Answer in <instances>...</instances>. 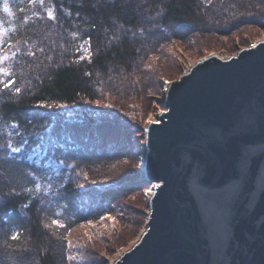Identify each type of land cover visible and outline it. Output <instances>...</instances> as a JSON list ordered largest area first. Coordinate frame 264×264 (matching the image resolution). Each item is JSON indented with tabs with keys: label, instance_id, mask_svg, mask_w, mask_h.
<instances>
[{
	"label": "trees",
	"instance_id": "trees-1",
	"mask_svg": "<svg viewBox=\"0 0 264 264\" xmlns=\"http://www.w3.org/2000/svg\"><path fill=\"white\" fill-rule=\"evenodd\" d=\"M251 13L264 16V0H0V81L15 82L0 84V264H71L70 230L101 219L122 184L100 192L119 144L97 143L91 125L120 120L170 74L172 43L225 35ZM69 111L90 124L85 145L53 139Z\"/></svg>",
	"mask_w": 264,
	"mask_h": 264
},
{
	"label": "water",
	"instance_id": "water-1",
	"mask_svg": "<svg viewBox=\"0 0 264 264\" xmlns=\"http://www.w3.org/2000/svg\"><path fill=\"white\" fill-rule=\"evenodd\" d=\"M164 95L146 230L110 264H264V37L187 62Z\"/></svg>",
	"mask_w": 264,
	"mask_h": 264
},
{
	"label": "rangeland",
	"instance_id": "rangeland-1",
	"mask_svg": "<svg viewBox=\"0 0 264 264\" xmlns=\"http://www.w3.org/2000/svg\"><path fill=\"white\" fill-rule=\"evenodd\" d=\"M242 20L241 26L225 30V35H198L200 39H196L195 43L189 46L179 42L172 43V55L175 60L166 64L170 74L157 76L154 88L148 90L142 100L135 99L134 107L131 105L120 110V120L110 118L91 125L96 133L97 143L107 141L112 146L119 144L118 154L114 151L105 152L112 171L107 174L108 178L104 184L97 185L100 192L110 190L109 188L105 191V185L122 184L113 197L117 201L105 204L108 211L103 219L87 220L70 230L68 238L71 264H110L111 259L140 240L150 214L149 198L146 194L156 183L143 181L124 191L120 189L124 188L127 180L141 174H135V170L142 167V157L138 151L145 140L146 127L151 122L160 120L165 87H168L170 81L182 77L187 62L202 60L211 53L236 52L264 37V16L251 13ZM97 105H104V102L98 101ZM66 117L51 125V133L56 140L68 136L80 145H85L91 140L88 132L90 124L76 122V118L81 117L79 113L69 111ZM127 130H131L129 134H126ZM107 163H103V166Z\"/></svg>",
	"mask_w": 264,
	"mask_h": 264
},
{
	"label": "bare ground",
	"instance_id": "bare-ground-1",
	"mask_svg": "<svg viewBox=\"0 0 264 264\" xmlns=\"http://www.w3.org/2000/svg\"><path fill=\"white\" fill-rule=\"evenodd\" d=\"M166 93V87H165V91L163 92V97L165 96L164 94ZM131 130H127L126 131V134H129V132H130ZM146 137H144L145 138V140L143 141V143H142V146L140 147V149H139V151H138V153L141 155V162H143L142 163V165L141 166H144L143 164H145V162H146V157H147V154H146V152H147V150H148V138H147V134L145 135ZM53 139L54 140H56L54 137H53ZM56 141H61V140H56ZM139 169L142 171L143 169H141V167L139 168H136V172H135V174H139L140 172H139ZM142 175V174H141ZM141 175H136L135 177H133V179L132 180H127L126 181V183H124L125 184V186H124V188L123 189H120V191H124V189H126V188H128V187H131V186H133V185H136V184H139V183H141V182H143V179L141 178ZM140 176V177H139ZM141 178V179H140ZM155 182H157V181H155ZM158 183V182H157ZM153 188L152 189H150V190H148L147 191V197L150 199V197H151V193L153 192ZM119 191V190H118Z\"/></svg>",
	"mask_w": 264,
	"mask_h": 264
},
{
	"label": "snow or ice",
	"instance_id": "snow-or-ice-1",
	"mask_svg": "<svg viewBox=\"0 0 264 264\" xmlns=\"http://www.w3.org/2000/svg\"><path fill=\"white\" fill-rule=\"evenodd\" d=\"M33 2H35V0H33ZM40 2L42 3L43 0H40ZM50 18H51V17H50ZM11 46H12V45H9V47H11ZM0 53H2V50H0ZM13 55H15V54H13ZM82 58H83V57H81V59H82ZM7 59H8L7 55L0 54V72H4V68L2 67V64H3V62L6 61ZM14 83H15L14 80H11V79L7 80V82L0 81V84H2V87H3L4 89L9 88V87H10L11 85H13ZM15 92L19 93V92H20V89H19V88H16V89H15ZM25 143H27V141H25ZM11 150H12V152H16V153H18V152H20V151L22 150V148H20V147H16V148H12ZM101 219H103V218H101ZM52 223H53L54 225H60V221H59V220H53ZM11 239H13V240L18 239V234L13 235V236L11 237Z\"/></svg>",
	"mask_w": 264,
	"mask_h": 264
}]
</instances>
